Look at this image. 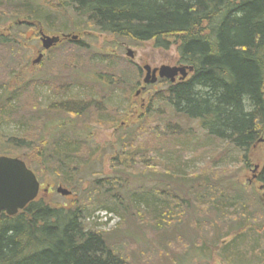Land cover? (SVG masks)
Returning a JSON list of instances; mask_svg holds the SVG:
<instances>
[{
  "label": "rangeland",
  "instance_id": "1",
  "mask_svg": "<svg viewBox=\"0 0 264 264\" xmlns=\"http://www.w3.org/2000/svg\"><path fill=\"white\" fill-rule=\"evenodd\" d=\"M23 2L0 7V36L12 42L0 45V106L8 104L0 108V140H39L48 127L52 131L67 121L73 130L54 139L68 136L84 146L71 159L80 165L74 177L79 185L71 188L43 168L39 199L52 207L84 208L87 230L101 235L129 264H264V191L257 182L264 142L245 162L243 152L207 137L196 123L188 125L192 131L186 137L163 139L148 131V125L166 126L169 109L155 99L166 84L146 86L144 68L178 66V46L158 49L154 42L137 44L101 33L71 13L52 9V0H25L45 15L39 26L18 30L15 24L28 20ZM40 32L78 40L45 51ZM40 53L42 62L33 65ZM28 82L27 93L6 103L4 90L17 91ZM80 104L86 109L71 115V106ZM122 142L138 148L123 153ZM5 148L16 153L12 158L35 156ZM60 187L72 194L62 196ZM174 198L177 206L171 209ZM148 201L167 204L170 211L148 213Z\"/></svg>",
  "mask_w": 264,
  "mask_h": 264
},
{
  "label": "trees",
  "instance_id": "2",
  "mask_svg": "<svg viewBox=\"0 0 264 264\" xmlns=\"http://www.w3.org/2000/svg\"><path fill=\"white\" fill-rule=\"evenodd\" d=\"M20 1L0 0V7L7 4V8H12L9 6H18ZM52 1V9L71 13L101 33L137 44L154 42L158 49L178 46V66L192 67L194 71L183 82L163 81L165 88L155 93V99L169 109L167 124L148 125L151 134L163 139L186 137L192 131L188 125L196 123L207 137L243 152L245 162L251 149L264 139V0ZM22 5L28 19L23 22L32 23L30 27L39 26L45 15L42 9L30 3ZM26 26L17 22L14 28ZM11 43L5 34L0 36V45ZM31 86L32 82H28L17 91L11 90L12 86L4 90L6 103L27 93ZM156 100L148 109V119L155 112ZM84 109V104L72 105L69 113L77 117ZM72 130V123L66 121L55 125L52 131L48 127L46 136L39 140H0L5 145L0 147V156L16 154L7 146L26 149L35 156H26L24 162L38 179L44 168L74 188L79 185L74 177L80 173V165L71 159L78 158L84 146L71 142L68 136L54 139L57 134H70ZM120 145L123 153L138 148H133V143ZM257 182L264 191V165ZM174 199L168 201L169 207L175 204L171 209L177 206V198ZM149 201L148 213L170 211L167 204L154 206ZM85 215L82 207H52L39 198L15 217L0 214V264H129L111 252L101 235L87 230Z\"/></svg>",
  "mask_w": 264,
  "mask_h": 264
},
{
  "label": "water",
  "instance_id": "3",
  "mask_svg": "<svg viewBox=\"0 0 264 264\" xmlns=\"http://www.w3.org/2000/svg\"><path fill=\"white\" fill-rule=\"evenodd\" d=\"M26 23L31 26L30 22H18L19 25ZM41 34L42 48L45 51H50L61 43L62 39H72L77 41L78 37L63 36L50 37ZM127 56L134 58V53L128 50ZM44 54L40 53L38 58L33 62V65H38L42 62ZM146 78L145 85H154L159 79L167 80L172 84L180 81H185L189 74L193 73L194 69L187 66H162L161 68L152 69L150 66L144 68ZM264 142V140L262 141ZM258 168L255 169L257 172ZM262 189V187H261ZM41 191V184L35 173L28 168L27 164L19 159L12 157H0V214L5 213L9 217L17 216L21 211L36 201ZM57 192L62 196H70L72 193L62 187L58 188Z\"/></svg>",
  "mask_w": 264,
  "mask_h": 264
}]
</instances>
